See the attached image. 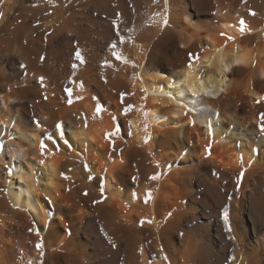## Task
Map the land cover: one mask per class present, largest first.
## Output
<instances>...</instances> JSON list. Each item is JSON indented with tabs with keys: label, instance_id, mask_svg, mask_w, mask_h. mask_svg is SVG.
Listing matches in <instances>:
<instances>
[{
	"label": "bare ground",
	"instance_id": "6f19581e",
	"mask_svg": "<svg viewBox=\"0 0 264 264\" xmlns=\"http://www.w3.org/2000/svg\"><path fill=\"white\" fill-rule=\"evenodd\" d=\"M165 7L0 4V264H264V0Z\"/></svg>",
	"mask_w": 264,
	"mask_h": 264
},
{
	"label": "snow or ice",
	"instance_id": "6c2138e0",
	"mask_svg": "<svg viewBox=\"0 0 264 264\" xmlns=\"http://www.w3.org/2000/svg\"><path fill=\"white\" fill-rule=\"evenodd\" d=\"M154 2H155V0H154ZM3 3H4V0H0V4H3ZM167 3H168V0H165V6H166V7H165V15H164L163 18H162V26H164V27L169 26V20H168V16H167V14H166V13H167ZM251 14H252V15H255L254 12L251 13ZM116 15H117V20H118L120 14L117 13ZM157 15H158V14H157ZM3 16H4V13H3V12H0V17H3ZM239 25H240L239 30H240L241 34L243 35V34H244V31H245V29H246V27H247V26H246V23H245L244 20L241 19V20L239 21ZM113 27H114V28H115V27H118V23H117V21H113ZM229 27H230V25H229ZM248 31H251V29H248ZM220 35L223 36V35H226V34H225V33H220ZM227 39H228V40H234V37H232V36H227ZM121 42H123V37H121ZM113 55H115L117 59H123V57L121 56V54L118 53V52H114ZM74 57H75V60L79 61L80 63H84V58H83V56H82L81 51L79 50V48H76V50H75V52H74ZM41 59L43 60L44 57H41ZM194 59H199V57H198V56H194V54L190 52V53H189V64H188L189 69H191V67H192V61H193ZM237 63L239 64V63H241V61L238 60ZM19 66H20L21 68H25V67H26V65H24L23 63H21ZM76 67H77V64H75V63L72 64V68H73V70H75ZM38 79H39V82L41 83V86H44V79H45V78H44L43 76H41V77H39ZM65 91L69 94L68 103L71 105V103H72V99H71V91H72V90L69 88V89H66ZM142 91H145V90L142 89ZM190 91L193 92V95H198V93L196 92L195 88H191ZM125 95H128V93H125V92H121V93H120V96H121V103H122V104L124 103V97H125ZM168 95H169L170 97H174L175 102H176L177 104H179L180 107H182V108L185 107L183 104L180 103V96L182 95V92H181V93H178V94H171V93H169ZM45 99H47V97H45ZM77 99H81V97H77ZM93 99L95 100L96 98L93 97ZM260 101H264V96H261V97L259 98V100H257L256 102L259 103ZM131 110H132V106H131V105H125L124 108H123V114H124V115H127ZM101 111H102V106H101V104L97 103V105H96V110H95V114L98 115ZM112 119H113V122H114V124H115V122H116V120H117V117H116V116H113ZM37 126H39V124H38ZM56 128H57L58 131H60V130H61V125H60V124H57V125H56ZM146 129H147V126H145V130H146ZM119 130H120L119 125H116V126L112 129L111 132H108V133L105 134V138H106V139H109L111 144H114V141L111 140V137L116 136V135L118 134ZM260 131H261L262 134H264V113H261V125H260ZM60 138H61V139L64 138V137H63V132H62V131H60ZM148 139H150V137H149V136H146V137H145V142H147ZM65 142L67 143V141H65ZM2 148H3V146L0 145V150H2ZM44 148H45V144H44L43 141H42V142H41V154H43V152H44ZM209 149H210V145H209L208 148H206V152H208V154H210ZM256 151H257V148H253V152H256ZM241 159H242V157H241ZM39 163L43 165V164L45 163V161H44L43 159H41V160L39 161ZM121 163H123V160H121ZM84 167H85V170H86V171H89V173H90L88 179H89V180L93 179V177H92V175H91V172H90V169H89L88 165L85 164ZM8 172H9V175H11L12 172H13V169H12L11 167H9V168H8ZM63 175H64V174L61 173V176H63ZM243 175H244V172L241 171V172H240V177H242ZM159 176H160V173H156V174H154V175L148 177V179H149V180H157V179L159 178ZM64 178L67 179L68 177H64ZM237 183H239V177H238ZM84 194L87 195L88 193L85 192ZM100 194H101L102 199H106V196H105V189H104V180H103V179H101V181H100ZM150 200H152V192H151V191H148V192L145 193L144 203H148ZM100 202H102V201H95V200L93 201L94 204H96V203H100ZM127 206H128V205H125V207H127ZM169 215H170V214H169ZM223 218H224L225 224L227 225L228 222H229V217H228V212H227V211H225V213H224V217H223ZM140 223H141V225H143L144 223H149V224H151L152 221H151V220L141 219ZM228 230L231 231V228L229 227ZM29 231H31V229H29ZM101 232H103V229H101ZM104 235H105V238L108 240V243L111 244L112 247H116V245L112 242L111 238L107 235V233H104ZM232 238L235 239V237H232ZM36 248H37L38 250H40V249L42 248V244H41V243H37ZM41 254H43V253L41 252ZM164 259H167V257H165ZM30 264H31V262H30Z\"/></svg>",
	"mask_w": 264,
	"mask_h": 264
}]
</instances>
